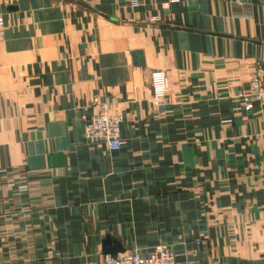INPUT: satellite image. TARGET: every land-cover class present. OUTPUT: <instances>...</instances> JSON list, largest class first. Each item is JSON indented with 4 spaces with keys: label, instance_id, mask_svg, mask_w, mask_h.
I'll return each mask as SVG.
<instances>
[{
    "label": "crops",
    "instance_id": "obj_1",
    "mask_svg": "<svg viewBox=\"0 0 264 264\" xmlns=\"http://www.w3.org/2000/svg\"><path fill=\"white\" fill-rule=\"evenodd\" d=\"M44 15L45 46L0 41V264L101 262L107 236L142 257L167 244L176 264H264V122L237 98L264 65V0H66ZM101 104L123 118L116 152L84 137Z\"/></svg>",
    "mask_w": 264,
    "mask_h": 264
},
{
    "label": "built area",
    "instance_id": "obj_2",
    "mask_svg": "<svg viewBox=\"0 0 264 264\" xmlns=\"http://www.w3.org/2000/svg\"><path fill=\"white\" fill-rule=\"evenodd\" d=\"M100 2L102 0H90ZM146 22H154L155 19L147 17ZM3 34V23L0 18V37ZM150 89L152 100L155 104H161L166 98L168 90V77L164 70H153L150 73ZM237 98L241 101V110L245 113L257 109L261 113L264 122V65L249 74L247 92H239ZM122 116L109 104H101L97 114H91L85 120L84 137L94 146H104L109 152H116L122 147L120 135ZM204 245L205 242H200ZM87 264H176L175 254L167 244H157L145 256H140L134 251H125L115 256L104 255L101 262H88Z\"/></svg>",
    "mask_w": 264,
    "mask_h": 264
},
{
    "label": "rangeland",
    "instance_id": "obj_3",
    "mask_svg": "<svg viewBox=\"0 0 264 264\" xmlns=\"http://www.w3.org/2000/svg\"><path fill=\"white\" fill-rule=\"evenodd\" d=\"M5 0V5L8 7H17L20 12H15L11 15L13 21L6 24L4 22L3 34L0 37L2 41L4 33L11 32L14 37L15 46H45L50 39L49 35L52 31L50 28H45L46 18L44 12L53 10L57 5L62 6L66 0ZM55 5V6H54ZM6 10L3 15H7ZM4 16V17H5ZM0 17H3L0 15ZM51 20H48L50 22ZM51 25V24H50Z\"/></svg>",
    "mask_w": 264,
    "mask_h": 264
},
{
    "label": "water",
    "instance_id": "obj_4",
    "mask_svg": "<svg viewBox=\"0 0 264 264\" xmlns=\"http://www.w3.org/2000/svg\"><path fill=\"white\" fill-rule=\"evenodd\" d=\"M16 8L13 6H10L8 8V11H15ZM139 60V56H135V60ZM138 65V64H136ZM124 249L122 248L121 244L116 242L115 240H112L110 237H105V239L102 242V253L104 255H111L115 256L117 253H122Z\"/></svg>",
    "mask_w": 264,
    "mask_h": 264
}]
</instances>
